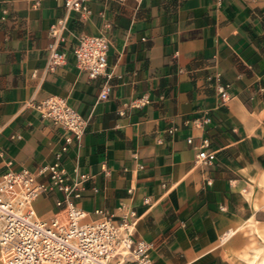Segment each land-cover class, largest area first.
<instances>
[{
    "label": "crops",
    "instance_id": "0c3cea01",
    "mask_svg": "<svg viewBox=\"0 0 264 264\" xmlns=\"http://www.w3.org/2000/svg\"><path fill=\"white\" fill-rule=\"evenodd\" d=\"M89 7L82 18L64 0H0V181L6 161L32 172L55 161L65 133L30 103L64 98L89 121L65 166L99 188L78 203L90 220L97 209L118 218L132 209L135 239L156 245L154 264H229L224 254L239 252L246 227L264 231V0ZM66 16L67 63L50 71L49 29ZM102 34L113 91L101 102L104 79L77 70L73 47L82 35ZM219 85L229 87L225 104ZM143 96L149 105L129 108ZM206 116L212 121L203 125ZM204 138L216 153L212 165L197 161ZM59 198L36 201L38 216L52 217Z\"/></svg>",
    "mask_w": 264,
    "mask_h": 264
},
{
    "label": "built area",
    "instance_id": "2783aa9c",
    "mask_svg": "<svg viewBox=\"0 0 264 264\" xmlns=\"http://www.w3.org/2000/svg\"><path fill=\"white\" fill-rule=\"evenodd\" d=\"M91 0H64L66 12L77 13L82 18L91 14ZM119 4L144 0H108ZM68 17L57 20L49 29L51 42L47 47L48 69L66 65L67 54L63 47L68 42ZM110 39L106 35H82L73 47L75 66L89 80L104 79L99 101H107L113 91V73L108 72ZM218 94L225 104L231 99L229 87L219 85ZM148 96L132 101L129 108L143 109L150 104ZM30 106L43 121L65 133L59 151L52 164L36 172L15 170L6 161V170L0 181V262L1 264H154L152 253L155 243L135 239L133 227L137 221L134 210L129 209L121 217L109 215L102 209L89 214L79 206V200L89 188L99 193L93 185L94 178L78 170L70 174L65 157L74 144L79 145L89 121L64 98L48 97ZM212 119L204 117L200 123L207 125ZM196 123L198 120L195 121ZM169 133H173L170 130ZM20 138V137H18ZM192 144L193 140H188ZM210 139L204 138L198 154V163L212 165L216 153L210 150ZM0 157H4L0 150ZM104 175L109 177L107 169ZM92 186V187H91ZM53 193L62 194L55 200L56 213L43 219L38 216L35 203ZM149 204V200L145 201Z\"/></svg>",
    "mask_w": 264,
    "mask_h": 264
},
{
    "label": "rangeland",
    "instance_id": "374dc122",
    "mask_svg": "<svg viewBox=\"0 0 264 264\" xmlns=\"http://www.w3.org/2000/svg\"><path fill=\"white\" fill-rule=\"evenodd\" d=\"M246 228V236L239 244V252H228L224 257L229 264H264V231L254 225Z\"/></svg>",
    "mask_w": 264,
    "mask_h": 264
}]
</instances>
